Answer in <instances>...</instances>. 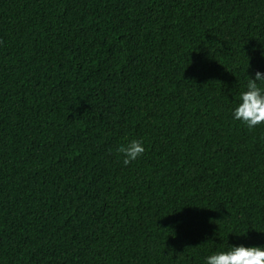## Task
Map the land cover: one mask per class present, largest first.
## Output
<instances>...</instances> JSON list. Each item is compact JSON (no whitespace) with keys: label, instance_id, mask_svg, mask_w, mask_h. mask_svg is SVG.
Here are the masks:
<instances>
[{"label":"trees","instance_id":"1","mask_svg":"<svg viewBox=\"0 0 264 264\" xmlns=\"http://www.w3.org/2000/svg\"><path fill=\"white\" fill-rule=\"evenodd\" d=\"M256 71L264 0H0V264L264 247V125L232 117Z\"/></svg>","mask_w":264,"mask_h":264},{"label":"clouds","instance_id":"2","mask_svg":"<svg viewBox=\"0 0 264 264\" xmlns=\"http://www.w3.org/2000/svg\"><path fill=\"white\" fill-rule=\"evenodd\" d=\"M264 83V73L256 71L249 78L246 91L240 95L239 103L232 111L234 120L240 121L248 129L264 125V90L258 85ZM145 152L141 140H131L116 148V153L127 166L143 156ZM205 264H264V247L233 246L226 251L208 255Z\"/></svg>","mask_w":264,"mask_h":264}]
</instances>
